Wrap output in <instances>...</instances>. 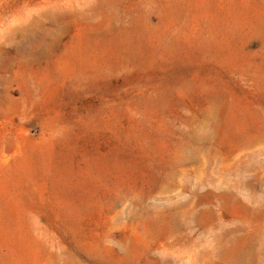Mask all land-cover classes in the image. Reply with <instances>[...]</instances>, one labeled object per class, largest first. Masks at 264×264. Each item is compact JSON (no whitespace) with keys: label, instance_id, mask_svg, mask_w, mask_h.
<instances>
[{"label":"rangeland","instance_id":"1","mask_svg":"<svg viewBox=\"0 0 264 264\" xmlns=\"http://www.w3.org/2000/svg\"><path fill=\"white\" fill-rule=\"evenodd\" d=\"M0 264H264V0H0Z\"/></svg>","mask_w":264,"mask_h":264}]
</instances>
